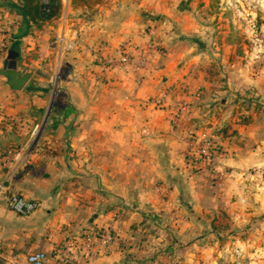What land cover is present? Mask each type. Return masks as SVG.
Returning <instances> with one entry per match:
<instances>
[{"label":"crops","instance_id":"1","mask_svg":"<svg viewBox=\"0 0 264 264\" xmlns=\"http://www.w3.org/2000/svg\"><path fill=\"white\" fill-rule=\"evenodd\" d=\"M263 17L264 0H61L59 16L37 28L21 0H0V67L12 50L18 72L31 71L20 91L0 77V264L36 252L44 264L264 259V79L252 72L249 39ZM146 27L161 49L141 84L132 65L95 79L97 56L144 45ZM202 133L210 168L195 147ZM12 194L36 210L10 211ZM220 212L235 216L226 238ZM92 230H108L112 245L60 255Z\"/></svg>","mask_w":264,"mask_h":264},{"label":"built area","instance_id":"2","mask_svg":"<svg viewBox=\"0 0 264 264\" xmlns=\"http://www.w3.org/2000/svg\"><path fill=\"white\" fill-rule=\"evenodd\" d=\"M42 5H46L49 0H39ZM144 33L150 37L142 46H134L129 42H125L119 45L113 52H102L96 58L97 73L94 74L95 79H100L106 73L112 71L119 66H133L134 74L137 75L136 84L140 85L142 82V76L140 75L145 69L146 58L158 53L161 49V42L156 34L155 27H146ZM166 98L165 94H159L154 99L156 105H160ZM188 107V102L183 101L177 108L170 124L172 127H178L181 124L183 115ZM195 147L197 148V154L199 161L205 167H211L212 154H211V139L206 134H199L194 140ZM13 152L7 150L4 153L3 165L9 162ZM2 184H0V190H2ZM6 207L15 214L26 216L30 215L37 208L35 202L29 201L22 196L12 194L5 200ZM114 241L113 235L108 230H92L86 232L83 235L74 236L67 239L59 248V253L62 256H69L76 253H88L94 248L103 249L112 245ZM46 255L42 252H36L29 254L26 257V264H44Z\"/></svg>","mask_w":264,"mask_h":264},{"label":"rangeland","instance_id":"3","mask_svg":"<svg viewBox=\"0 0 264 264\" xmlns=\"http://www.w3.org/2000/svg\"><path fill=\"white\" fill-rule=\"evenodd\" d=\"M249 39H251L250 45L252 48H250V51L252 52V72L259 74L264 79V17L262 19H258L252 24L251 36ZM260 175L261 179H264V173H261ZM256 203L258 204V202ZM256 215H258L259 218H262L264 213L258 214V212H256ZM231 217L235 216L226 215V213L223 212L217 213L214 216V221L219 227V232H222L223 238L229 236V233L232 231L231 226L233 225L232 221L234 218ZM255 219L258 220V218ZM225 255H227V257L223 255L219 258L220 264H264V259L259 258L257 255H254V253L252 256L244 255L241 258L238 254H234V256L230 258H228V253Z\"/></svg>","mask_w":264,"mask_h":264},{"label":"trees","instance_id":"4","mask_svg":"<svg viewBox=\"0 0 264 264\" xmlns=\"http://www.w3.org/2000/svg\"><path fill=\"white\" fill-rule=\"evenodd\" d=\"M96 1L97 0H72V5L77 6L84 4L89 6L90 3ZM21 2L24 19L37 28L41 27L44 22L57 18L60 14L61 0H49L46 5H42L39 0H21Z\"/></svg>","mask_w":264,"mask_h":264},{"label":"water","instance_id":"5","mask_svg":"<svg viewBox=\"0 0 264 264\" xmlns=\"http://www.w3.org/2000/svg\"><path fill=\"white\" fill-rule=\"evenodd\" d=\"M17 58L18 54L16 52L9 51L0 67V77L4 78L5 86L11 91H20L31 76L29 70L18 72Z\"/></svg>","mask_w":264,"mask_h":264}]
</instances>
